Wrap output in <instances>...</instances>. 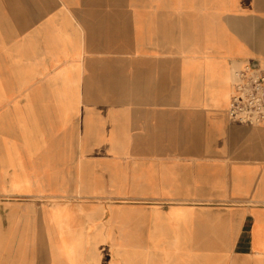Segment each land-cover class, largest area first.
Masks as SVG:
<instances>
[{
	"label": "crops",
	"instance_id": "crops-1",
	"mask_svg": "<svg viewBox=\"0 0 264 264\" xmlns=\"http://www.w3.org/2000/svg\"><path fill=\"white\" fill-rule=\"evenodd\" d=\"M254 62L264 0H0V264L61 190L109 254L264 264V125L228 114Z\"/></svg>",
	"mask_w": 264,
	"mask_h": 264
},
{
	"label": "rangeland",
	"instance_id": "rangeland-1",
	"mask_svg": "<svg viewBox=\"0 0 264 264\" xmlns=\"http://www.w3.org/2000/svg\"><path fill=\"white\" fill-rule=\"evenodd\" d=\"M54 178L58 176L50 169L45 180L51 183ZM73 197L67 190L29 196L34 210L29 221L22 224L24 235L10 240L5 252L11 257L10 264H180L179 255L109 254L107 239H103L95 221L90 238L77 237L69 222L71 214L66 211Z\"/></svg>",
	"mask_w": 264,
	"mask_h": 264
},
{
	"label": "built area",
	"instance_id": "built-area-1",
	"mask_svg": "<svg viewBox=\"0 0 264 264\" xmlns=\"http://www.w3.org/2000/svg\"><path fill=\"white\" fill-rule=\"evenodd\" d=\"M228 114L239 123L264 125V62L233 69Z\"/></svg>",
	"mask_w": 264,
	"mask_h": 264
}]
</instances>
